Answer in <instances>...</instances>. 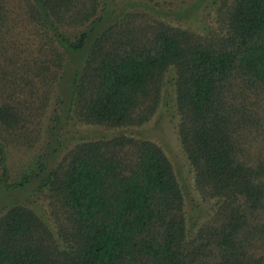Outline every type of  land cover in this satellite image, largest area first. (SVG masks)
<instances>
[{
    "label": "trees",
    "instance_id": "obj_1",
    "mask_svg": "<svg viewBox=\"0 0 264 264\" xmlns=\"http://www.w3.org/2000/svg\"><path fill=\"white\" fill-rule=\"evenodd\" d=\"M159 106L188 210L154 140L67 145ZM3 194L0 264H264V0H0Z\"/></svg>",
    "mask_w": 264,
    "mask_h": 264
},
{
    "label": "rangeland",
    "instance_id": "obj_2",
    "mask_svg": "<svg viewBox=\"0 0 264 264\" xmlns=\"http://www.w3.org/2000/svg\"><path fill=\"white\" fill-rule=\"evenodd\" d=\"M204 12L205 11L203 10L201 11L202 19L205 16ZM197 13H196V16L191 19V21L194 20L195 26H196L195 20L200 19V17H198L200 12L198 11ZM208 18H209V15L208 17H206V21H208ZM180 23L186 25L183 22H180ZM191 25L194 26L193 24ZM196 29L198 30V27H196ZM51 106H52V100L50 102L48 112L43 120L44 123H46L48 119L47 117H48L49 109L51 108ZM170 113H171V110L169 107L166 108L164 106L162 107L159 106L156 109V111L152 114L150 119L140 126H128V127H120V128H113V129H105L97 125L76 124L75 126L69 128V139L67 141V145L82 137L86 138V137H90V136L93 137V136H98V135L111 136V135H115L119 133L129 134L133 136H139V137H144V138H149L151 140H154L156 143H158L161 146L163 152L165 153L166 157L171 163V166L173 168L177 181L183 193H185L184 194V200H185L184 204H185V209L188 210L189 204H192V200L197 202L198 197L193 190L191 173L188 169V164L185 160V157L181 151L180 144L176 136L174 121L170 117ZM39 145L41 144L38 143L37 146L30 152L12 150L10 152L9 162L14 164V169L17 170L22 165V162L26 163L27 160L30 158L29 157L30 154L33 153L36 150V148L39 147ZM22 196L23 194H18L15 196L13 195V196L8 197L6 196V194H3L2 196H0V205L6 204L9 201L14 200V198H20ZM31 198H34V197H31Z\"/></svg>",
    "mask_w": 264,
    "mask_h": 264
}]
</instances>
